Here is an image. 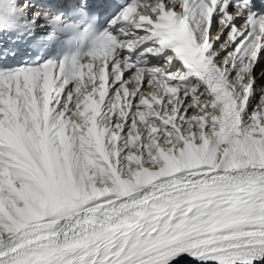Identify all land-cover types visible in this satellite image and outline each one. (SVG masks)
<instances>
[{
	"label": "snow or ice",
	"instance_id": "1",
	"mask_svg": "<svg viewBox=\"0 0 264 264\" xmlns=\"http://www.w3.org/2000/svg\"><path fill=\"white\" fill-rule=\"evenodd\" d=\"M0 34V264L264 261V0H0Z\"/></svg>",
	"mask_w": 264,
	"mask_h": 264
},
{
	"label": "bare ground",
	"instance_id": "2",
	"mask_svg": "<svg viewBox=\"0 0 264 264\" xmlns=\"http://www.w3.org/2000/svg\"><path fill=\"white\" fill-rule=\"evenodd\" d=\"M145 87H147V82H145ZM261 261H256L254 264H260Z\"/></svg>",
	"mask_w": 264,
	"mask_h": 264
}]
</instances>
